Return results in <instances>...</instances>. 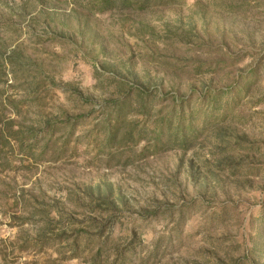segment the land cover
<instances>
[{
    "label": "rangeland",
    "instance_id": "obj_1",
    "mask_svg": "<svg viewBox=\"0 0 264 264\" xmlns=\"http://www.w3.org/2000/svg\"><path fill=\"white\" fill-rule=\"evenodd\" d=\"M111 1L0 0V264L264 263V0Z\"/></svg>",
    "mask_w": 264,
    "mask_h": 264
},
{
    "label": "trees",
    "instance_id": "obj_2",
    "mask_svg": "<svg viewBox=\"0 0 264 264\" xmlns=\"http://www.w3.org/2000/svg\"><path fill=\"white\" fill-rule=\"evenodd\" d=\"M122 5L125 7H130V6H144L146 5L150 0H120ZM96 2V1H95ZM97 3H99L101 5L100 7V11L104 10L105 8H109L111 7L112 1L111 0H97ZM150 95H149V91L140 87L137 89L136 91V95L134 99H137L136 102V106L138 105L139 107H141L142 109L146 108V103L147 100L149 99ZM118 99H120V101L115 102L116 105L111 106V114H110V119L109 122L107 124L108 130L110 132V135L108 137V140H114L115 139V135L116 132L121 130V129H125V131L123 132L121 138H130L133 134V128L131 126L127 127V124H125V118L123 117V110H124V104L126 103V99H128L127 96L123 95L118 97ZM121 99H125V100H121ZM201 99V98H200ZM179 109V108H178ZM178 109H174L171 111L170 116L168 117V121L166 122V128L169 130V138L167 140V142H169L168 144H178L179 146H185V144L187 143V128L189 129L188 126L184 125V123L181 120V111ZM1 119V118H0ZM12 119L8 118L6 125H0V138H2V136H5V138L8 140L9 137H11V132H15L14 129H11L12 127H10L9 125L12 123ZM48 124V122H46V125ZM48 126V125H47ZM161 127V126H160ZM160 127L157 131V135L158 136L161 133ZM10 131H9V129ZM4 129L7 130V136L4 133ZM162 129V128H161ZM156 141H158V137L155 138ZM158 143V142H157ZM73 247V246H72ZM72 249V248H71ZM101 249L102 247L98 245L96 252L91 255V259L90 261L92 262V264H124L127 257H126V252L130 251V248H127L126 250L124 249L123 251L121 249H118L116 247H113V249H111L112 252V259L109 262L108 261V255L102 258H100L101 256ZM73 252L75 250V247L72 249ZM261 251V250H260ZM71 257H75V253H73V255ZM256 264V263H254ZM264 264V263H262Z\"/></svg>",
    "mask_w": 264,
    "mask_h": 264
}]
</instances>
